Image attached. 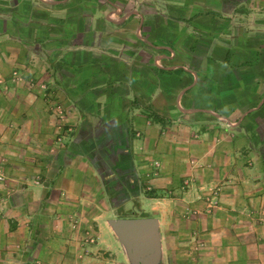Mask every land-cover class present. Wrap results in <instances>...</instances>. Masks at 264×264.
<instances>
[{
    "label": "crops",
    "instance_id": "obj_1",
    "mask_svg": "<svg viewBox=\"0 0 264 264\" xmlns=\"http://www.w3.org/2000/svg\"><path fill=\"white\" fill-rule=\"evenodd\" d=\"M13 72L0 264H85L102 169L173 193L148 215L168 249L195 236L200 264H264V0H0V77ZM53 103L72 126L55 152Z\"/></svg>",
    "mask_w": 264,
    "mask_h": 264
},
{
    "label": "rangeland",
    "instance_id": "obj_2",
    "mask_svg": "<svg viewBox=\"0 0 264 264\" xmlns=\"http://www.w3.org/2000/svg\"><path fill=\"white\" fill-rule=\"evenodd\" d=\"M225 1L233 2L234 0ZM9 81L22 83L25 79L23 75L16 74V72H13L11 76L5 79L0 77V91L1 89L3 92L7 91ZM40 87L44 91V94L43 92L42 94L44 96H48L47 87L44 82H42ZM51 109L57 121L55 124L58 130H60L50 147V151L55 152V150L63 147L65 136L72 131V126L67 124L65 112L60 106H58V104L53 103L50 109L48 108L50 111ZM83 146H81V148L85 149ZM88 157L94 163L98 161L95 158V154H90L89 152ZM3 159H6L5 156H3L0 160L2 161ZM96 165L99 170L103 167V163L101 161L97 162ZM6 173L7 172L4 169H0V182H4V180H6ZM119 173H121V171ZM119 173H112L105 169H102L99 172V180L104 191L101 196L103 203L99 206L100 216L98 223H95V225L86 224L83 228V230H85V234L82 238V258L85 260V264H127L120 246L114 240L104 222L105 218L117 217V210H125L128 212L133 211L140 215H153L154 206L157 201L156 199H169L170 195L173 194L169 191V189L161 193L157 192V190L150 183L143 184L142 182L135 181L131 187L125 186L122 181H118L120 180ZM34 177L35 181H40L39 175ZM102 183H104L105 186ZM181 189L182 191L187 189L185 181H182ZM134 192H136V194ZM78 224L79 219H73L72 226L74 227ZM177 237L178 239L176 241L171 243V245L169 244L168 249V243L166 242V238L163 236L165 264H172L173 261L178 262L179 264H185L187 257L190 260H194V264H200L197 257L201 252L203 242L195 236L187 238L186 235H179ZM173 246H177V248L172 251ZM176 251H178V253H176Z\"/></svg>",
    "mask_w": 264,
    "mask_h": 264
},
{
    "label": "water",
    "instance_id": "obj_3",
    "mask_svg": "<svg viewBox=\"0 0 264 264\" xmlns=\"http://www.w3.org/2000/svg\"><path fill=\"white\" fill-rule=\"evenodd\" d=\"M104 222L127 264H165L161 222L157 217H108Z\"/></svg>",
    "mask_w": 264,
    "mask_h": 264
},
{
    "label": "trees",
    "instance_id": "obj_4",
    "mask_svg": "<svg viewBox=\"0 0 264 264\" xmlns=\"http://www.w3.org/2000/svg\"><path fill=\"white\" fill-rule=\"evenodd\" d=\"M106 150L108 151V150H111V149L107 147ZM106 156L109 157V161H111L113 164H118V163H121V162L125 161V159L128 158L129 155H126V152L124 151L123 153H120V154L118 153L115 156H112L111 153H110V155H108V154L105 155V153H104L103 157H106ZM111 172H112V170H111ZM113 173H116V172L113 171ZM117 213H118L117 217H127V218L137 217L135 212H133V211L128 212V211H125V210L124 211L117 210ZM147 216L148 215H142V217H147Z\"/></svg>",
    "mask_w": 264,
    "mask_h": 264
}]
</instances>
